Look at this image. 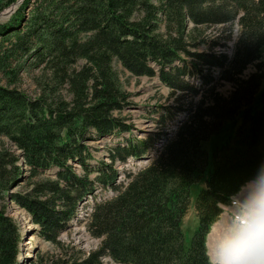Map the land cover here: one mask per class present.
<instances>
[{
  "label": "trees",
  "instance_id": "1",
  "mask_svg": "<svg viewBox=\"0 0 264 264\" xmlns=\"http://www.w3.org/2000/svg\"><path fill=\"white\" fill-rule=\"evenodd\" d=\"M14 1L0 0V10ZM234 21L230 54L221 40L229 33L205 35L198 26ZM263 49L264 0H21L0 21V264H20L21 229L6 212L9 201L57 246L33 264H211L206 238L218 211L264 165ZM115 64L135 77L157 74L179 92L169 118L187 114L125 186L114 184L113 163L149 153L154 138L123 137L132 127L117 114L130 101ZM24 73L34 96L21 88ZM217 82L232 89L222 94ZM183 91L191 93L185 104ZM104 137L114 138L110 162L91 167L86 143ZM20 156L31 183L11 192L25 181ZM99 186L117 194L87 222L99 245L86 254L64 246L59 235ZM195 188L198 225L187 245L181 224Z\"/></svg>",
  "mask_w": 264,
  "mask_h": 264
},
{
  "label": "rangeland",
  "instance_id": "2",
  "mask_svg": "<svg viewBox=\"0 0 264 264\" xmlns=\"http://www.w3.org/2000/svg\"><path fill=\"white\" fill-rule=\"evenodd\" d=\"M21 0H16L11 3L6 8L0 10V21L8 20L11 14L16 10ZM191 23V22H189ZM191 24H189V27ZM200 28L205 30V35L210 33L218 35L220 33H229V37H222L225 39L222 45V48L225 52L230 54L232 52V48L235 42V38L239 32V24L237 21L232 22L231 24H219V25H207L201 24L198 25ZM227 36V35H223ZM260 63L262 65V72L264 74V49L262 51V55L260 58ZM115 68L119 73V76L123 82L125 90L129 93V101L130 105L122 111V113L117 114L118 116L124 118L128 125H131V130L129 131L131 137H135L138 140H146L154 138L151 149H149L150 155L152 157L154 154L160 150L164 143V139L168 136H171L174 132V128L178 125L182 120L186 119L187 114L185 112L178 111V114H173L174 118L170 119V114L167 113L166 109L171 108L173 111V107L178 105L179 101L177 100V95L179 92H173L170 87L164 85L162 81L159 79L158 75H154L152 77L148 76H140L135 77L131 76L126 70L124 71L120 64H115ZM158 67L156 66V70ZM255 70L254 66H249L243 75H246ZM38 72V70H36ZM35 71V72H36ZM213 74L215 76L218 75L217 68H214ZM23 81L21 83V88L28 92L27 94L30 96H34L33 90L35 88L34 83L32 82L28 73L22 74ZM187 80L197 85V80L191 77H187ZM218 90L222 94H227L230 89H232L231 84L227 82H217L216 83ZM264 86V77L262 81V87ZM63 91V90H62ZM65 94V91H63ZM191 98V93L189 91H183L182 93V104H185L187 100ZM128 132H124L126 134ZM111 137L107 138H99L95 140L88 141L86 143L89 151H91L90 156L88 157V163L91 167L97 165L98 162H108L109 161V150L111 148ZM162 143V144H161ZM19 152V151H17ZM90 153V152H89ZM20 154V153H19ZM142 164L139 160H131L130 158L127 162L115 161L114 168L119 172L121 169L126 171L130 168L131 171H135L137 166ZM19 166L22 170V176H24V180L22 181L20 186L11 190V192H24L30 185L31 180H26V177L29 175L30 167L25 164L23 161V157L20 156ZM74 171L76 174L83 175V171L80 166L74 165ZM127 172V171H126ZM121 176V182H125L126 179L122 172L118 173ZM117 174V176H118ZM49 178H54V174H51V171L48 172L47 175ZM93 177V173L90 175ZM120 182V183H121ZM200 187H204V182H200ZM196 188L192 190L191 193V203L189 205V209L183 218L181 227L184 234V239L186 244L190 243L192 235L197 228L198 219L194 209V198L196 196ZM256 184L253 182L245 185L239 193L232 199L230 205L223 207V217L217 219L216 223L210 229V232L207 236V254L210 255L209 259L213 264V247L214 242L219 234V231L222 227V220L224 217L229 218L224 221L225 223L230 222V218L239 212L241 207L255 194ZM104 195V190L98 191L96 197H102ZM109 196V192H105L103 198ZM93 199V198H92ZM93 202L89 201L84 204L81 201V204L77 206L76 216L78 219L71 220L67 223L66 229L62 231L59 235V242H61L64 246H75L76 249L82 251L83 253H87L88 251L95 249L97 246V238L92 237L87 231V222L88 215L91 210V204ZM17 208L18 210L24 211L26 215L29 216L30 225H33L32 220L30 219V215L24 210L20 209L13 202H8L6 205V212L9 216L14 218L18 223L21 234L27 235V239L22 240L19 247V255L24 257L23 262L20 260L21 264H33L35 259H38L40 255H51L56 254L58 252L57 246L53 243L47 242L45 240L40 239L35 230L38 231V226L33 225V229L31 232H27L28 224L23 223L17 214L15 213ZM75 221V222H74ZM34 244L33 251L30 252L31 257L27 255V251L30 248V245ZM35 250V252H34ZM26 256V257H25ZM105 264H112L110 259H107Z\"/></svg>",
  "mask_w": 264,
  "mask_h": 264
},
{
  "label": "clouds",
  "instance_id": "3",
  "mask_svg": "<svg viewBox=\"0 0 264 264\" xmlns=\"http://www.w3.org/2000/svg\"><path fill=\"white\" fill-rule=\"evenodd\" d=\"M256 191L238 213L224 221L214 242L213 264H264V165L255 174ZM223 217L221 210L218 211Z\"/></svg>",
  "mask_w": 264,
  "mask_h": 264
},
{
  "label": "bare ground",
  "instance_id": "4",
  "mask_svg": "<svg viewBox=\"0 0 264 264\" xmlns=\"http://www.w3.org/2000/svg\"><path fill=\"white\" fill-rule=\"evenodd\" d=\"M167 139H168V137H167ZM165 140H166V138L164 139V142H165ZM162 144V143H161ZM150 153H148V151L146 152V154H145V156H144V158H142V159H134V158H130V161L133 159V160H139V161H141L142 162V164L140 165V166H137V169L133 172V171H131L130 170V168L129 169H127L126 171H123V169H121L119 172H122V174H124V177H123V179L125 178L126 179V181L124 182H121V176L122 175H119V177L117 178V181L116 182H114V184L116 185V186H125L127 183H128V181L130 180V178H131V176L133 175V174H135L136 173V171H138V169H140V168H142V167H144V166H146L152 159H153V157H152V155H149ZM108 162H110V160L108 161ZM122 162H127V159L125 160V161H122ZM20 163V162H19ZM115 163V162H114ZM118 172V171H117ZM118 172V173H119ZM117 173V174H118ZM116 178H115V180H116ZM121 182V183H120ZM116 192V191H115ZM91 194H89L88 196H86V198H84V200H82V203L84 204L85 202H89V201H92L93 203L91 204V210H90V212H89V215L88 216H90V214H91V212H92V206H93V204H94V202L96 201V199L98 198V197H96L95 196V194L94 195H92V196H90ZM114 194L113 193H111V192H109V196H107L106 198H103L102 197V199H109V198H111L112 196H113ZM88 197V198H87ZM93 198V199H92ZM81 203V202H80ZM79 203V204H80ZM15 210H16V214H17V217H19V219L23 222V223H25V224H28V227H27V232L29 233V232H31L30 230H32L34 227H33V225H30V221H29V216L28 215H26L25 214V212L24 211H21V210H18L17 208H15ZM37 231V230H36ZM33 248H34V244H31L30 245V248L28 249V251H27V255L28 256H30L31 257V254H30V252H32L33 251ZM35 249V248H34ZM26 257V256H25ZM22 259H24V257L22 256V255H20V257H19V262H20V260L23 262V260Z\"/></svg>",
  "mask_w": 264,
  "mask_h": 264
},
{
  "label": "water",
  "instance_id": "5",
  "mask_svg": "<svg viewBox=\"0 0 264 264\" xmlns=\"http://www.w3.org/2000/svg\"><path fill=\"white\" fill-rule=\"evenodd\" d=\"M30 219H31V217H30ZM25 239H27V235H22V240H25ZM35 250H36V248H35ZM35 250H34V252H35Z\"/></svg>",
  "mask_w": 264,
  "mask_h": 264
}]
</instances>
